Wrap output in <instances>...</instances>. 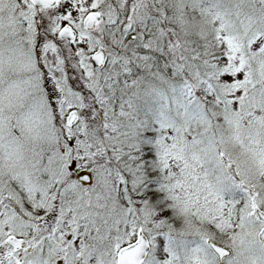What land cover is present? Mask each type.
I'll list each match as a JSON object with an SVG mask.
<instances>
[{"label": "snow or ice", "instance_id": "snow-or-ice-1", "mask_svg": "<svg viewBox=\"0 0 264 264\" xmlns=\"http://www.w3.org/2000/svg\"><path fill=\"white\" fill-rule=\"evenodd\" d=\"M0 264H264V0H0Z\"/></svg>", "mask_w": 264, "mask_h": 264}]
</instances>
